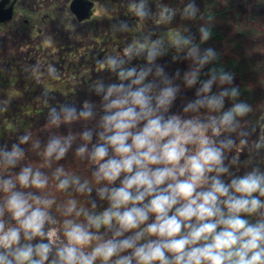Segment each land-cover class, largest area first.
<instances>
[{
  "label": "clouds",
  "instance_id": "clouds-1",
  "mask_svg": "<svg viewBox=\"0 0 264 264\" xmlns=\"http://www.w3.org/2000/svg\"><path fill=\"white\" fill-rule=\"evenodd\" d=\"M129 8L147 16L143 0ZM174 45L191 61L183 88L179 70L156 63L159 41L130 45L98 63L114 77L94 85L98 103L49 106L46 139L0 144V264H264V171H233L228 155L251 108L224 87L231 74L204 72L212 48L179 35Z\"/></svg>",
  "mask_w": 264,
  "mask_h": 264
},
{
  "label": "rangeland",
  "instance_id": "rangeland-1",
  "mask_svg": "<svg viewBox=\"0 0 264 264\" xmlns=\"http://www.w3.org/2000/svg\"><path fill=\"white\" fill-rule=\"evenodd\" d=\"M92 2L93 7L87 20L75 23L62 1L61 18L56 26L60 48L54 50L53 57L50 55L52 52L48 53L46 64L44 59L36 66L28 62L27 67L25 62L19 60L16 62L19 68L13 66L10 69L3 59L5 57L0 59V144L18 142L17 137L26 132H30L33 139H46L49 134L45 127L49 106L56 107L59 111L61 104L80 108L85 100L98 103L99 97L93 91L94 85L97 81L102 80L107 84L114 79L110 73L98 68V63L109 55L122 56L124 49L130 45L139 46L159 41L162 55L156 63L163 66L166 73L174 79L179 70L178 82L183 88V76L189 71L191 61L186 59V49L174 45L178 35L191 38L192 43L197 45V40L202 41L201 30L213 25L225 38L213 40L212 45L223 58H228L232 56L234 49L232 40L238 38L237 28L248 22L253 24L249 17L254 11L261 19L264 18V6L256 7L257 0H217L216 6L225 10L224 16H206L203 12L206 8L204 0H143L147 12L143 19L135 16L129 8L133 3L140 4L141 0ZM228 2H232L230 7ZM258 26L263 27L261 22L256 24ZM46 27H49L48 23ZM68 30L72 31L69 37ZM256 41L251 37L244 41L243 46L247 52L257 48L253 47L254 43L264 46L262 41ZM47 44L48 41L44 45ZM5 45L4 43L3 46ZM199 48L202 52V47ZM140 62L141 59L132 61L133 64ZM238 84L239 80L233 77L232 84L224 87ZM219 87L218 84L214 85L213 92L218 91ZM192 99H195V89L182 91L174 111H179L183 104ZM250 108L251 112L247 116L239 118L237 132L232 134L240 148L239 151L233 149L228 154L239 160V166L233 169L236 172L244 171L249 166H258L264 171V147L256 148V144L264 138V97H260ZM81 130L82 125H76L61 126L52 131L67 136ZM242 139L247 141L245 145H240ZM68 163L82 175H87L82 166L71 160V154Z\"/></svg>",
  "mask_w": 264,
  "mask_h": 264
},
{
  "label": "flooded vegetation",
  "instance_id": "flooded-vegetation-1",
  "mask_svg": "<svg viewBox=\"0 0 264 264\" xmlns=\"http://www.w3.org/2000/svg\"><path fill=\"white\" fill-rule=\"evenodd\" d=\"M62 1L75 23L87 20H79L72 11L73 0H0V50H3L0 51V59L4 56L3 59L10 69H13V66L19 68L16 63L19 60L29 67L28 62L36 66L48 53L52 52L51 57L55 55L54 50L60 48L56 26L61 18ZM47 23L49 27H46ZM68 31L69 37L72 31ZM47 41L49 45L46 46L44 44ZM71 47L70 45L69 49ZM31 53L33 56H30ZM47 61L45 59L44 63Z\"/></svg>",
  "mask_w": 264,
  "mask_h": 264
},
{
  "label": "trees",
  "instance_id": "trees-1",
  "mask_svg": "<svg viewBox=\"0 0 264 264\" xmlns=\"http://www.w3.org/2000/svg\"><path fill=\"white\" fill-rule=\"evenodd\" d=\"M217 0H204L206 6L203 11L206 16H224L225 10L219 9L216 6ZM228 7L232 2H228ZM230 5V6H229ZM256 7L264 6V0H257ZM249 22L237 28L238 38L232 40L234 49L232 56L223 58L219 50L212 45L213 40H223L225 37L223 33L215 26H205L204 30L210 33L207 41H196L198 46L204 48H212L215 51L216 58L205 66L204 72L206 73L209 68L215 67L218 71L223 69L224 72L231 74L239 80L238 85L230 86L236 87L239 90L238 101H243L246 104L253 105L258 102L260 97H264V46H257L254 43L253 47H257L252 52H247L243 43L248 38L253 40L262 41L264 43V18H260L257 12L249 17ZM263 27L256 24L260 23ZM259 43V42H258ZM263 95V96H262ZM232 101L227 100L226 107L231 106Z\"/></svg>",
  "mask_w": 264,
  "mask_h": 264
},
{
  "label": "water",
  "instance_id": "water-1",
  "mask_svg": "<svg viewBox=\"0 0 264 264\" xmlns=\"http://www.w3.org/2000/svg\"><path fill=\"white\" fill-rule=\"evenodd\" d=\"M93 2L91 0H73L71 9L79 20L88 18L91 14Z\"/></svg>",
  "mask_w": 264,
  "mask_h": 264
}]
</instances>
